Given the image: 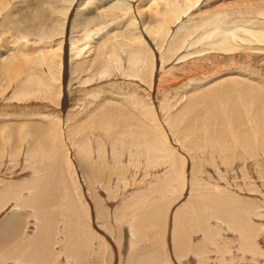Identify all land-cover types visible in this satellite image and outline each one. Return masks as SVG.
Wrapping results in <instances>:
<instances>
[{
	"label": "bare ground",
	"instance_id": "1",
	"mask_svg": "<svg viewBox=\"0 0 264 264\" xmlns=\"http://www.w3.org/2000/svg\"><path fill=\"white\" fill-rule=\"evenodd\" d=\"M203 1L0 0V264H111L107 213L122 264L264 261V198L241 196L264 187V0ZM227 54L240 67L199 77L186 113L158 100L161 128L150 93L178 98L187 64Z\"/></svg>",
	"mask_w": 264,
	"mask_h": 264
},
{
	"label": "rangeland",
	"instance_id": "2",
	"mask_svg": "<svg viewBox=\"0 0 264 264\" xmlns=\"http://www.w3.org/2000/svg\"><path fill=\"white\" fill-rule=\"evenodd\" d=\"M206 0H204L203 1V3H206L205 2ZM207 1H209V0H207ZM236 2V4H240L242 1L240 0H213V2H211L210 3V9L209 8H203V9H200V10H197V11H195L194 13H192L191 14V16L192 17H194L195 18V21H196V23L198 24V25H202V26H204L207 22H209V19L207 18V17H205L203 14H202V12L204 11V10H206V9H209L208 11H211L212 10V8H214V9H216V10H220V5L221 4H224V3H226V2H231L232 4H233V2ZM217 2V3H216ZM215 3V4H214ZM213 4V5H212ZM213 9V10H214ZM95 38H97V37H95L94 36V41H96L97 39H95ZM21 48H23V47H21ZM17 52H19L20 51V48H17V49H15ZM231 56L232 55H230L229 54V56H228V54L226 55V56H224L225 58H226V60H225V58L223 57V59L226 61V63L227 62H230V63H228L229 65H224V64H222V63H211V62H208V63H206V65H200L198 62H196V63H190V64H187V65H189V67H187L186 69H185V73H186V75H188V79H190L191 81H190V83L187 85V87H186V90L183 92V93H181L182 91H180V95L181 96H179L178 98H176V96H177V92H175V95H174V97L172 96L171 97V92L173 93V89H171V90H169L166 94H165V97H162V95H161V93H155L154 92V94H151L150 93V97H151V99L149 100L151 103H153L154 102V100L157 98V100H156V105H155V103L153 104L154 105V110H155V112H157L156 114H157V118H156V120L158 121V123H159V125L161 126V128H163V127H165V126H163V124L165 123L164 121H165V116L163 115V114H165V113H167V111L166 110H163L164 111V113H163V111H160L159 109H158V105H157V103H158V100H159V102H163V101H165V100H167V102L169 103L170 101H172V100H174L175 99V103H174V106H173V108H172V112H174V114H176L177 116H181L182 115V112H185L186 113V111H187V105H188V102L191 100L188 96H186V93L187 92H192V93H194V89L195 88H197V87H199V85H200V83H199V81H198V79H199V77H201V76H203V75H208V74H211V73H213V72H216V71H232V70H236L238 67H240V66H238L237 64H236V60L238 59V58H240L241 56H236L235 57V59H234V64L235 65H237V66H235L232 62H231V60L229 59V58H231ZM228 60V61H227ZM230 60V61H229ZM232 63V64H231ZM254 64H252V63H250V64H252L251 66L253 67V69L255 70V68H257L256 70H255V72H254V70H253V72H251V71H248V73L250 74V75H252V76H254V75H256V72H257V70H260L261 68L255 63V62H253ZM251 67V68H252ZM260 68V69H259ZM240 71V70H239ZM264 71V70H263ZM262 71V72H263ZM242 72H244V71H242ZM185 75V76H186ZM243 75H245V74H243ZM205 76V77H206ZM164 81H167V79L168 78H166L165 76H164ZM234 84L235 85H237L238 87H240V85H238V83L235 81L234 82ZM169 95H170V97H169ZM154 96V97H153ZM169 97V98H167V97ZM149 97V98H150ZM145 99H146V97H144ZM167 98V99H166ZM153 99V100H152ZM121 100V99H120ZM119 100V101H120ZM148 100H147V102H149ZM174 102V101H173ZM167 103V105H163V108L164 109H166V106H169V104ZM172 104V103H171ZM185 107V108H184ZM162 108V109H163ZM158 109V110H157ZM161 113H162V115L164 116V117H162L161 116ZM166 115V114H165ZM163 119H162V118ZM144 119V118H143ZM161 120H162V122H161ZM160 121V122H159ZM143 123H145V124H143V126L145 125V126H149L148 125V122H147V120H143ZM144 126V127H145ZM170 140H171V138H170ZM258 151V153H259V155L262 157V155L260 154V152L261 151H259V150H257ZM127 153H125V155H126ZM238 154H239V152H238ZM244 154V153H243ZM260 156H258V157H260ZM264 158V157H263ZM211 160H212V157H211ZM212 162H213V165L215 166V161H214V159L212 160ZM247 163V162H246ZM144 164V163H143ZM13 166H16L17 164H12ZM145 165V164H144ZM143 165V170H144V168H145V166ZM158 166L159 167H161L162 166V164H158ZM244 165H242V166H240V167H243ZM138 167V166H137ZM137 167H135V166H130V168H129V170L130 171H132V169H134L133 171H135L136 169H138ZM237 167H238V164H233L232 165V169H233V172H236V171H239L238 169L240 168V167H238V169H237ZM132 168V169H131ZM224 168V167H223ZM142 169H139V171H141ZM248 170H250V168H249V165H248ZM232 172V173H233ZM248 172V171H247ZM232 173H230V174H223L224 176H229V177H222L219 173H217V174H214V175H212V174H210L209 173V176L211 177L212 176V179H213V181H216V182H219L220 184H222V185H224V186H228V187H231V185H233V183H237V184H243V183H245L246 182V180L244 181V180H242L241 179V177H240V175L238 174V173H236L238 176H239V178L241 179H239L238 178V176L236 175V174H232ZM240 173V172H239ZM253 173V172H252ZM23 177V175H20V178H22ZM217 176H219V177H217ZM251 176V177H250ZM254 176V177H253ZM256 177V175L255 174H250L249 175V177L248 178H255ZM246 178V177H245ZM257 178H258V176H257ZM139 181V178H137L136 177V181ZM244 181V182H243ZM241 182H243V183H241ZM256 183H255V187H256V190H254V192L255 193H253V192H246V191H242V195L239 193V195H241L242 197H248V198H252V199H256V201L258 200H262L263 198H264V187H261V186H259V185H261V181H259V180H257V181H255ZM139 184V183H138ZM144 184V183H143ZM146 185V184H145ZM257 185V186H256ZM131 186H133V185H131ZM144 186V185H143ZM186 188H185V191L182 193V196L181 197H179V199L177 200V201H174V204L172 203V208L171 209H168V217L170 216V214H171V212L173 211L172 209H174L175 207H177L178 205H180L183 201H182V199L184 198V197H187V194H188V192L190 191V185H188V187L187 186H185ZM131 190H133V189H131ZM143 188H141V194L143 195ZM187 190V191H186ZM240 192V191H239ZM258 192V193H257ZM101 194V193H100ZM179 193H177V195H178ZM263 196H262V195ZM245 195V196H244ZM250 196V197H249ZM255 198H254V197ZM121 198V195H119V192H118V195L116 196V198L113 200L112 198L111 199H109L108 200V208H107V210L108 211H111V208H113V204L115 203L116 205L121 201V199L119 200V198ZM177 203V204H176ZM180 203V204H179ZM112 206V207H110V206ZM174 205V206H173ZM128 212H129V210H127ZM166 211H167V209H166ZM170 211V212H169ZM261 211H263V215H264V209H262ZM107 216H108V218H109V226H110V228L108 227H106L107 229H108V231H105V233L104 234H106L108 237H110V238H108L107 236H105V235H103V234H101V235H103V237L105 236V239L108 241L109 240V242H110V244H109V248H111L110 249V251L112 252V255H110L111 257H112V261H111V264H117V261L119 262V260H121V255H122V253L121 252H123V250H124V248L122 247V246H127V238L129 239V236H128V234H127V232H125L126 231V228L122 225L120 228L119 227H117V222H116V219H115V217H114V215H112L111 213H107ZM112 216V217H111ZM263 217V216H262ZM262 217L258 220L259 221V223L261 222V223H264L262 220H264V217H263V219H262ZM107 219V218H106ZM115 219V220H114ZM108 220V219H107ZM114 220V221H113ZM113 221V222H112ZM119 224V223H118ZM169 225H170V223L168 222V225H167V227H166V233H165V236H164V241H165V246H166V249H167V252H168V248H169V240H170V235H168L169 234V230H170V228H169ZM31 228V227H30ZM113 228V229H112ZM26 230H29V228L28 229H26ZM31 230V229H30ZM106 230V229H105ZM263 230H264V228H263ZM154 231V230H153ZM171 231V230H170ZM100 233V232H99ZM153 233H155V235H157L156 237V239L157 240H159V242H160V246L161 245H163V233H162V229H161V231L160 230H156L155 229V231L153 232ZM113 235V236H112ZM111 236H112V238H111ZM194 236V237H193ZM205 237H206V235H204ZM192 239H191V241H193V243H194V241H196V239H198V241L199 240H201L200 242L204 245L205 244V247H204V253H205V255H206V252L209 250V249H211V245L209 244V238H208V236L206 237V238H204L203 237V235H202V237H200V238H196V237H198L197 235H195V233H193L192 234ZM190 237V238H191ZM116 239V240H114V239ZM202 238H203V240H204V242H202L203 240H202ZM208 238V239H207ZM104 239V240H105ZM114 242V243H113ZM117 243V244H116ZM208 243V244H207ZM206 244H207V246H206ZM117 245V246H116ZM118 246H119V248H120V250H121V252H120V254L118 253V252H116L117 251V248H118ZM214 245H212V247H213ZM210 247V248H209ZM209 248V249H208ZM173 250V249H172ZM125 255H126V253H125ZM178 254L175 252H172V256L175 258H171V261H169L170 262V264H195L194 262L196 261V260H192L191 259V257H188L187 259L189 260V261H191V262H189V263H185L186 261L188 262V260L186 259V261H185V259L184 260H178V261H176V259L178 258V256H177ZM119 256H120V258H119ZM60 257V256H59ZM108 258V260H109V256L107 257ZM114 258V259H113ZM194 261V262H193ZM178 262V263H177ZM180 262V263H179ZM263 262L264 261H261L260 263L261 264H263ZM119 263H121V261L119 262ZM118 263V264H119ZM244 264V261H241L240 262V264ZM122 264V263H121ZM153 264H165V261L164 262H161V261H158V260H154L153 261ZM245 264H246V261H245ZM247 264H249L248 262H247Z\"/></svg>",
	"mask_w": 264,
	"mask_h": 264
}]
</instances>
